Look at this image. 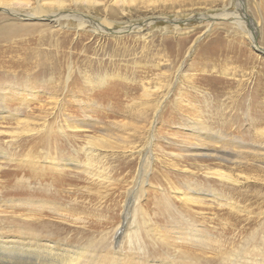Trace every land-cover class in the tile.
Returning <instances> with one entry per match:
<instances>
[{"label": "rangeland", "instance_id": "obj_1", "mask_svg": "<svg viewBox=\"0 0 264 264\" xmlns=\"http://www.w3.org/2000/svg\"><path fill=\"white\" fill-rule=\"evenodd\" d=\"M18 1L28 2L16 8L21 13L36 11L35 0ZM118 1L49 10L106 19L127 30L116 38L92 34V25L78 29L72 19L61 20L62 28L44 21L8 29L45 30L23 38L0 32V89L40 91L29 109L19 100L5 103L29 116L35 135L11 149L0 142L14 159L0 158V231L33 230L89 247L96 264H165L173 257L184 264H264V0ZM13 19L0 12V28ZM26 38L32 39L24 50L8 49ZM62 40L66 47L59 51L47 46ZM63 50L60 74L41 73ZM14 59H29L31 70L8 75ZM68 63L74 70L66 81ZM85 76L92 82L107 77L106 85L86 83ZM51 81L60 85V108L50 106ZM72 119L84 122L85 132L60 134L58 124ZM16 126L27 127L0 119V130ZM88 139L101 148L87 167L82 148ZM71 148L80 166L63 170L68 180L53 186L57 178L46 157L69 159ZM7 170L17 174L3 175ZM215 172L239 183L208 174ZM188 188L210 196L194 204L175 194ZM187 228L208 237L202 248L186 242Z\"/></svg>", "mask_w": 264, "mask_h": 264}, {"label": "bare ground", "instance_id": "obj_2", "mask_svg": "<svg viewBox=\"0 0 264 264\" xmlns=\"http://www.w3.org/2000/svg\"><path fill=\"white\" fill-rule=\"evenodd\" d=\"M35 1H36L37 5L35 7L36 11L34 13H31V12L21 13L16 8L19 6L22 7L23 5L27 4L28 2L27 3L25 2V4H23V3H20L18 0H0V12L3 14H9L14 18L12 21L7 23L6 26L3 25V27L0 28L1 34H4L7 31L8 32L9 31H15V32L22 33L20 36L23 38L27 35H32L35 32H37V33L38 32H40V33L45 32V30H43V31H41V30L40 31H32V30H15V29L8 30V29H11L13 27H19L20 28L21 26H26V25H30V24H39V22H44V21L52 23L56 27L62 28V26L60 25L61 20L68 21L69 19H72L77 23L78 29H84L86 26L92 25V27L94 29H96V30H91L92 34H94V35H100L101 34L102 36L107 35V36H111V37L113 36L116 38L119 35H121L122 33L127 31L124 28L116 29L106 19L104 21H102L101 23H95L82 14H76L73 12L72 13L49 12L50 9H57V10L64 9L68 3H73V4L83 3L86 5H88V4L99 5L101 0H47L43 4L41 3L42 0H35ZM118 2H120V1H118ZM121 2H122V0H121ZM124 3H125V1H124ZM106 10H108V9L106 8ZM178 21H180V20H176L175 23H177ZM62 32H63L62 30L57 31V33L60 35L64 34ZM4 36H6V35H4ZM4 36L1 35V37H4ZM9 37H10V40L12 41L13 40V39H11L12 36L9 35ZM13 38H16V37H13ZM41 38H42V36H41ZM29 39H32V38H29ZM29 39L26 38V39H23V41H14L13 43L10 42L11 45L16 44L17 47L14 46V47H10L8 49L12 52L16 51V48H19V47L21 48V50H24L25 49L24 47H26L24 45V42L30 43ZM40 42L37 43L38 46L42 47L43 45H45V44H43V42L42 43H40ZM75 45H76V47H80L81 43L78 41ZM47 46H50V48L55 47L56 50L59 51V49L66 47V41L62 40V42L56 43V44L53 42V45L48 43ZM4 52H5V49H4ZM47 52L51 53L48 50H47ZM58 54L60 56H53L52 57L51 63H48V64L43 63L44 68L41 69V73H49L51 75L50 79L55 78L54 76H56V74H58L60 72V66L63 64L62 62H63V56L65 54V51L63 50L61 52H58ZM44 56H49V55L46 52H44ZM36 57L40 58L39 56H36ZM54 57H56L55 60H54ZM29 62H30L29 59H26L22 62H20L18 60L15 61V59L11 60L10 61V69H9V71L5 70L6 71L5 73H7L8 75H11V73H12V75H17L18 73H20V72H18V70L21 72L24 70L23 73H26V72L31 70V67L28 65ZM73 70H74V66H72V65H70V63H68V65H67V73L68 74L66 77L67 78L66 81H68L70 79V76L73 74ZM38 73H40V72H38ZM35 74L36 73H34V75ZM84 79H85V82L89 83V84L95 82V80L92 82L91 79L87 78L86 76L84 77ZM106 79H107V77L99 78L98 81H96L94 84H97L98 86H100V88H102L104 85H106ZM58 85H59L58 82H55V81L52 82L51 89H54L53 90L54 92L49 94V96H50L49 98L52 99V103L50 104V106L53 107L52 109L60 108L61 99H60L59 95H57L58 94V91H57ZM38 93H40L39 90L37 91L33 87H30L29 85H25V88H22V89L14 88L13 86H9V84L1 87V89H0V119L5 120V121H12L13 120V121L17 122L18 126L24 125V124L27 126L25 128H18L16 126V128L10 127V128L0 130V142L2 143V141L5 140L4 148L11 149L10 146L14 145L15 143H18L19 140L21 141L22 139L27 138L30 135H32V136L35 135L34 131L30 130L28 128L29 119H30L29 116L23 117L22 114H20V113L16 114L15 112L8 110L5 103L7 101H10V100H19L20 105L22 107L29 109V107H30L29 104H31L32 101L33 102L37 101V96H38L37 94ZM145 94H146V96H149L148 91H145ZM14 97H15V99H14ZM65 118H67V116H65ZM69 118L71 119V117H69ZM72 122H73V124H70L67 120V122L64 124H58V132L60 134H64V128H68V130H70L75 135L81 134L82 132H85V131H83L84 127H86L84 122H80L81 125L74 124V123H78V121H76L74 119H72L71 123ZM47 127L48 126H46L45 129H47ZM0 129H1V127H0ZM207 134H208V132H207ZM207 134L204 135L203 137L208 138L209 135H207ZM4 136L9 138V139L8 140L4 139ZM2 137H3V139H2ZM77 140H78V138H77ZM69 141H70V139H69ZM71 141H72V139H71ZM102 142H104V141H102ZM23 144H25V143L23 142ZM47 144H48V142H47ZM98 145L96 144V142H94V140L88 139V141L86 142V145L82 148L83 149L82 153L88 158L89 163H87V167L89 164H91L90 158H92L95 155L96 151L101 148ZM15 146H16V144H15ZM21 146H23V145H21ZM48 147H49V145H48ZM66 149H68V148H66ZM69 150H70V148H69ZM77 151L78 150H75V148L72 149V154L69 156L70 157L69 159H65L64 157H59V155H57V153H55L54 151L53 152L56 155H54L52 153L53 156L46 157L47 159H49L48 160L49 162L48 163L46 162V163L49 165V167L51 166L52 168H54L52 171H53V173L55 172V175H56L55 178H57V180L54 181L53 186H61V184H63L64 182H66V180H68L66 178V177H68L67 172H65L63 170H66V168H71L69 166H72L73 168L80 166L79 165L80 162H78L77 159L76 160L74 159ZM79 151H81V150H79ZM192 152H193V154L195 153L198 156L203 155L202 153L200 154V152H196V151H192ZM49 155H50V153H49ZM0 158H5L11 162L14 160L12 155H10L8 152L6 153L5 150L1 149V147H0ZM25 162H27V161H25ZM2 174L3 175L4 174L5 175L17 174V171L7 170V171H3ZM90 174L94 175V173H91V172H90ZM208 174H211L212 176L218 178L219 180L227 181L228 183H231V184L237 185V183H239L231 175H227V174L220 173V172L208 173ZM70 179H73V178H70ZM53 186H51V187H53ZM53 189L56 190L57 188L56 189L53 188ZM188 190L189 191L187 193L185 191L178 190V192L177 193L175 192V194L180 195V197L183 200L188 201V202H192L194 204H199L203 201L202 199L205 196L206 197L210 196V194L203 192L201 189L194 190L192 188H188ZM45 192H48V191H46V189H45ZM54 193H52V191L49 189V192L47 194H50L51 198H53L54 196L58 195L57 192H54ZM136 193H137V191H133V195L131 197L134 198ZM211 196H213L214 200L217 198L219 199V197H222L221 195L219 196V194H211ZM40 203H42V201ZM43 203L45 204L44 201H43ZM35 204H39V202H36ZM35 204H33V205H35ZM48 205H50V204H48ZM231 205L232 204H230V206ZM41 208H43V207H41ZM51 209L53 211H56V208L53 206H51ZM12 219H13V217H12ZM13 221L15 223L19 224L17 220H13ZM32 222H33V220H32ZM125 225L126 224H124L121 227V229L119 230V233H120L119 235L123 236V231L125 232V230L126 231L128 230V229L124 230ZM44 226L45 225H43L41 227H44ZM193 228H195V227H193ZM0 229H2V228H0ZM12 231L13 230H9V231L5 230L4 232H3V230L0 231V264H96L94 261V252L89 247H86V248L79 247V246L74 247L75 243L73 245L71 242H68V241L51 238L50 235L36 234V233H34L33 230H31L33 232L27 231L28 233H26V234H22L19 231L14 233ZM186 231L187 232H185V234L183 233V237L185 238L186 242H189L188 244L191 243L192 245H194L198 248H202L203 242L206 241L208 237L205 236V234H203L202 231H200V230L198 232L196 229L195 230H189L187 228ZM233 257H235V256H233ZM189 258H193L194 260L197 259V258H195L194 255L189 256ZM233 259H234L233 261L237 260L235 258H233ZM164 261H165L164 262L165 264H184L180 260H176V259L174 260V257H173V260L172 259L169 260L167 258ZM172 261H174V262H172ZM113 264H119L118 259H115ZM260 264H262V263H260Z\"/></svg>", "mask_w": 264, "mask_h": 264}, {"label": "water", "instance_id": "obj_3", "mask_svg": "<svg viewBox=\"0 0 264 264\" xmlns=\"http://www.w3.org/2000/svg\"><path fill=\"white\" fill-rule=\"evenodd\" d=\"M206 18L209 19V18H211V17H210V16H206ZM254 30H255V29H254ZM258 50H260V49H258ZM262 52H263V51H262Z\"/></svg>", "mask_w": 264, "mask_h": 264}]
</instances>
